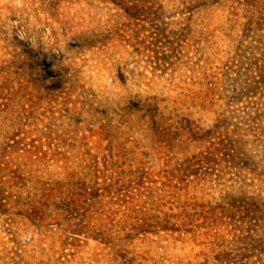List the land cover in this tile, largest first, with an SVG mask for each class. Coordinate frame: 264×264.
Here are the masks:
<instances>
[{
    "label": "rangeland",
    "instance_id": "rangeland-1",
    "mask_svg": "<svg viewBox=\"0 0 264 264\" xmlns=\"http://www.w3.org/2000/svg\"><path fill=\"white\" fill-rule=\"evenodd\" d=\"M0 264H264V0H0Z\"/></svg>",
    "mask_w": 264,
    "mask_h": 264
}]
</instances>
